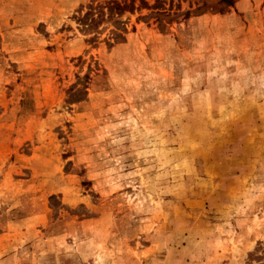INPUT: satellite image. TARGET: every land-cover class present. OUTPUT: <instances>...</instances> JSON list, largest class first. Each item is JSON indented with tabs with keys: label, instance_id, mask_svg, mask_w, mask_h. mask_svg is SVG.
Segmentation results:
<instances>
[{
	"label": "rangeland",
	"instance_id": "1",
	"mask_svg": "<svg viewBox=\"0 0 264 264\" xmlns=\"http://www.w3.org/2000/svg\"><path fill=\"white\" fill-rule=\"evenodd\" d=\"M229 2L0 0V264H264V0Z\"/></svg>",
	"mask_w": 264,
	"mask_h": 264
},
{
	"label": "trees",
	"instance_id": "2",
	"mask_svg": "<svg viewBox=\"0 0 264 264\" xmlns=\"http://www.w3.org/2000/svg\"><path fill=\"white\" fill-rule=\"evenodd\" d=\"M222 4L229 6L230 2L229 0H220ZM159 3V1H157ZM139 4L141 6H147L145 2L139 1ZM106 7L104 8L105 12L101 9L98 15V18H95L94 15L91 13V8H88V11L85 12V14L79 19L78 24L81 25L86 30H92L96 27V25L99 23V20L102 19L104 15H106L107 18H110L112 16H120L125 11H132L133 5L125 2L121 3H113V2H107ZM97 16V15H96ZM89 17V19H87Z\"/></svg>",
	"mask_w": 264,
	"mask_h": 264
}]
</instances>
